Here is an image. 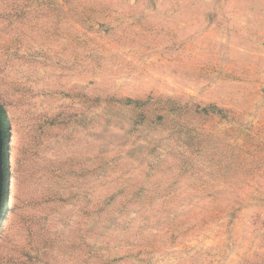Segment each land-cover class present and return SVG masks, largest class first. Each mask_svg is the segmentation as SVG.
<instances>
[{"label":"rangeland","instance_id":"1","mask_svg":"<svg viewBox=\"0 0 264 264\" xmlns=\"http://www.w3.org/2000/svg\"><path fill=\"white\" fill-rule=\"evenodd\" d=\"M0 264H264V0H0Z\"/></svg>","mask_w":264,"mask_h":264},{"label":"water","instance_id":"2","mask_svg":"<svg viewBox=\"0 0 264 264\" xmlns=\"http://www.w3.org/2000/svg\"><path fill=\"white\" fill-rule=\"evenodd\" d=\"M4 146H5V138H4L2 124L0 122V215L3 207V200L5 194Z\"/></svg>","mask_w":264,"mask_h":264},{"label":"trees","instance_id":"3","mask_svg":"<svg viewBox=\"0 0 264 264\" xmlns=\"http://www.w3.org/2000/svg\"><path fill=\"white\" fill-rule=\"evenodd\" d=\"M0 122H1V124H2V128H3V132H4V126H3V123H2V120H1V118H0ZM4 163H5V167H6V156H5V150H4ZM5 183H6V178H5ZM5 187H6V184H5ZM2 212V211H1Z\"/></svg>","mask_w":264,"mask_h":264}]
</instances>
